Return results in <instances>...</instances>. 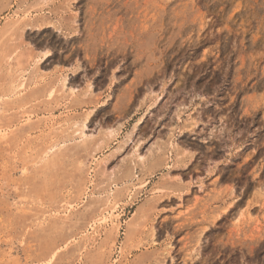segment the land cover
Here are the masks:
<instances>
[{
    "label": "rangeland",
    "instance_id": "1",
    "mask_svg": "<svg viewBox=\"0 0 264 264\" xmlns=\"http://www.w3.org/2000/svg\"><path fill=\"white\" fill-rule=\"evenodd\" d=\"M0 264H264V0H0Z\"/></svg>",
    "mask_w": 264,
    "mask_h": 264
},
{
    "label": "bare ground",
    "instance_id": "2",
    "mask_svg": "<svg viewBox=\"0 0 264 264\" xmlns=\"http://www.w3.org/2000/svg\"><path fill=\"white\" fill-rule=\"evenodd\" d=\"M51 56H52V53L51 52H46V54L43 56L42 60L43 61H46Z\"/></svg>",
    "mask_w": 264,
    "mask_h": 264
}]
</instances>
